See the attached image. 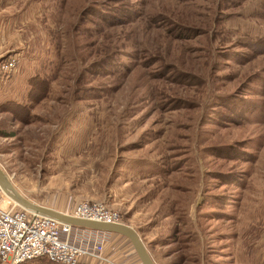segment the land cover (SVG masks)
Listing matches in <instances>:
<instances>
[{
	"label": "rangeland",
	"instance_id": "1",
	"mask_svg": "<svg viewBox=\"0 0 264 264\" xmlns=\"http://www.w3.org/2000/svg\"><path fill=\"white\" fill-rule=\"evenodd\" d=\"M2 104L29 200L106 205L156 264H264V0H0Z\"/></svg>",
	"mask_w": 264,
	"mask_h": 264
},
{
	"label": "built area",
	"instance_id": "2",
	"mask_svg": "<svg viewBox=\"0 0 264 264\" xmlns=\"http://www.w3.org/2000/svg\"><path fill=\"white\" fill-rule=\"evenodd\" d=\"M15 66L9 60L8 69ZM71 215L107 223L121 222L118 213L106 205L82 200L71 208ZM77 228L18 205L0 188V264H19L45 256L60 264H80L84 257L102 260V246L85 248L73 237Z\"/></svg>",
	"mask_w": 264,
	"mask_h": 264
},
{
	"label": "water",
	"instance_id": "3",
	"mask_svg": "<svg viewBox=\"0 0 264 264\" xmlns=\"http://www.w3.org/2000/svg\"><path fill=\"white\" fill-rule=\"evenodd\" d=\"M0 188L18 205L30 211L55 218L63 223L75 227L121 234L129 240L141 264H156L139 233L129 224H126L124 222L107 223L79 218L69 213H65L54 208L35 203L26 198L21 192L17 190V188L10 181L8 175L1 167Z\"/></svg>",
	"mask_w": 264,
	"mask_h": 264
},
{
	"label": "crops",
	"instance_id": "4",
	"mask_svg": "<svg viewBox=\"0 0 264 264\" xmlns=\"http://www.w3.org/2000/svg\"><path fill=\"white\" fill-rule=\"evenodd\" d=\"M59 208L60 207H56L55 209L59 210ZM77 230H80L82 233H85V235H88L87 237L89 238V240L85 242V244L88 245V247L92 244H95V245H101L102 248L104 249L105 246V248L107 249V254L111 255L113 259L117 257L116 260L123 261L124 262L123 264H138L140 262L139 259H138L139 261L137 260L138 258L137 255L134 258L133 255L135 254H132L133 250L129 251L128 249H126L127 245L124 242V238L120 234L107 232V231L93 230L88 228H77ZM117 247L123 249L122 252L125 253L124 256L118 255L119 256L118 257L114 255V251L116 250ZM89 258L90 260H88ZM94 263L96 262L91 260V257H84L80 260V264H94Z\"/></svg>",
	"mask_w": 264,
	"mask_h": 264
},
{
	"label": "trees",
	"instance_id": "5",
	"mask_svg": "<svg viewBox=\"0 0 264 264\" xmlns=\"http://www.w3.org/2000/svg\"><path fill=\"white\" fill-rule=\"evenodd\" d=\"M30 85H31V89H36L37 92L38 91L41 92L39 94H37V92L35 94H32V90H31L29 99L36 103L37 101H39L40 99H42L46 95V90H47V87H48V83L44 79H42V78L38 79L36 77V78L30 79ZM2 106H5V104L0 105V107H2ZM20 107H22V110H25L24 106L20 105ZM2 109L10 110L7 107H3ZM19 264H60V263L53 262V261L49 260L47 257H45V256H40V257H37V258H33V259H30V260L23 261V262H21Z\"/></svg>",
	"mask_w": 264,
	"mask_h": 264
},
{
	"label": "bare ground",
	"instance_id": "6",
	"mask_svg": "<svg viewBox=\"0 0 264 264\" xmlns=\"http://www.w3.org/2000/svg\"><path fill=\"white\" fill-rule=\"evenodd\" d=\"M6 195V194H5ZM7 197H9L8 195H6ZM10 198V197H9ZM11 199V198H10ZM118 234V233H117ZM121 235V234H120ZM121 236H123V235H121ZM125 237V236H124ZM126 238V237H125Z\"/></svg>",
	"mask_w": 264,
	"mask_h": 264
}]
</instances>
